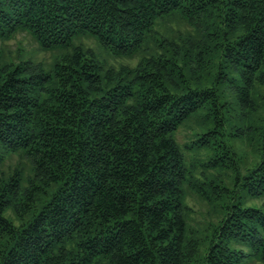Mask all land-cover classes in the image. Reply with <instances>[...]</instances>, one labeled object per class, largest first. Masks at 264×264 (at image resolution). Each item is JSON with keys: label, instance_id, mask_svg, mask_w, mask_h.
I'll return each mask as SVG.
<instances>
[{"label": "trees", "instance_id": "trees-1", "mask_svg": "<svg viewBox=\"0 0 264 264\" xmlns=\"http://www.w3.org/2000/svg\"><path fill=\"white\" fill-rule=\"evenodd\" d=\"M171 17L193 33L168 46L155 35ZM20 32L60 53L48 68L0 55V264H264V212L247 206L264 199V0H0V37ZM82 37L141 56L113 67ZM191 121L186 148L232 172L230 190L194 183L220 213L203 234L176 137ZM12 155L29 166L4 172Z\"/></svg>", "mask_w": 264, "mask_h": 264}, {"label": "rangeland", "instance_id": "rangeland-1", "mask_svg": "<svg viewBox=\"0 0 264 264\" xmlns=\"http://www.w3.org/2000/svg\"><path fill=\"white\" fill-rule=\"evenodd\" d=\"M156 33V39H163L169 46V44L175 43L179 40L177 37L180 36V38H183L185 34L193 33V29L181 18L171 17L163 23L158 24L156 27ZM75 42L85 48L88 47L92 49L99 60L113 67H118L120 65L135 66L141 56V54H138L136 58L131 60L126 56H113L108 50L101 47L97 40L93 37H82ZM163 44L164 43L162 41V45ZM150 46L157 48L153 40ZM59 51L60 49L40 50L39 45L34 38L25 32L17 33L8 39H2V37H0V55L1 58L7 62L12 61L16 63L18 61L31 60L33 62H41L46 66V68H48L49 65L53 63L55 57L60 53ZM258 90L261 92L258 102L263 107V110H261L258 114H262V116H264V86L258 87ZM228 100L232 103H230L231 106L228 113H226V116L229 118L232 126H235L236 128L238 118L237 114L240 113V109L238 106H234L232 95L229 96ZM194 126L196 127V123H192L191 121L188 125L182 127L177 132L176 137L178 143L183 149L186 166L191 173V182L187 183L185 187L186 205L189 207L190 223L192 226L202 231L203 234L209 227L208 225L215 223L216 219L220 216V213L218 212L217 204L211 200H206V196L198 192L199 188H195L194 183H203L206 177H212L219 174L221 177L220 179H223L221 184L230 190L232 189V172L228 169L219 171L208 169L204 166V164L207 161V157L210 155L209 152H195L186 148V144L190 141L191 128ZM225 141L231 145L233 151L241 159L240 165L244 167L249 166L250 161H252V148H250L247 141L238 137H231L229 135L225 138ZM27 162L28 161L20 155H12L5 161L1 168L4 172H7L10 171L11 168L19 167V165L29 166ZM202 188H207V186L202 184ZM247 206L256 207L264 212V199H248ZM7 215L16 225L19 224L11 211H9ZM248 264L261 263L250 262Z\"/></svg>", "mask_w": 264, "mask_h": 264}]
</instances>
